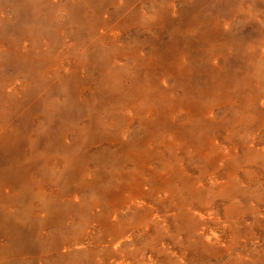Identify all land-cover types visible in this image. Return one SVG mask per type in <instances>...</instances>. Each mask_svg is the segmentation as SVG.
Segmentation results:
<instances>
[{"label":"rangeland","instance_id":"rangeland-1","mask_svg":"<svg viewBox=\"0 0 264 264\" xmlns=\"http://www.w3.org/2000/svg\"><path fill=\"white\" fill-rule=\"evenodd\" d=\"M0 264H264V0H0Z\"/></svg>","mask_w":264,"mask_h":264}]
</instances>
